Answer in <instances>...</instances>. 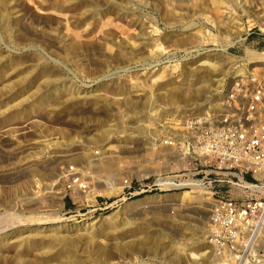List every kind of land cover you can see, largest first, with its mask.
I'll use <instances>...</instances> for the list:
<instances>
[{
	"label": "rangeland",
	"instance_id": "374dc122",
	"mask_svg": "<svg viewBox=\"0 0 264 264\" xmlns=\"http://www.w3.org/2000/svg\"><path fill=\"white\" fill-rule=\"evenodd\" d=\"M255 25L245 0H0V264L170 261L205 250V207L169 205L193 197L93 210L64 197L62 170L77 162L113 178L133 167L120 155L161 134L157 122L216 113L232 73L264 58ZM105 179L85 203L116 194L118 182Z\"/></svg>",
	"mask_w": 264,
	"mask_h": 264
},
{
	"label": "built area",
	"instance_id": "2783aa9c",
	"mask_svg": "<svg viewBox=\"0 0 264 264\" xmlns=\"http://www.w3.org/2000/svg\"><path fill=\"white\" fill-rule=\"evenodd\" d=\"M248 1L256 17L250 31L257 28L264 36V0ZM156 125L161 134L130 146L131 155H120L123 162L132 158L133 167L122 166L114 175L116 194L85 203L106 177L75 162L62 170L63 195L72 205L98 210L119 200L199 191L205 197L206 248L197 258L187 254L176 260L173 252L170 261L134 256L114 264H264V61L232 79L216 113L165 118ZM142 167L148 174L140 175ZM130 168L135 178L126 171Z\"/></svg>",
	"mask_w": 264,
	"mask_h": 264
},
{
	"label": "bare ground",
	"instance_id": "6f19581e",
	"mask_svg": "<svg viewBox=\"0 0 264 264\" xmlns=\"http://www.w3.org/2000/svg\"><path fill=\"white\" fill-rule=\"evenodd\" d=\"M23 1V0H22ZM245 2H246V4L248 3L249 4V1L248 0H245ZM3 10V9H2ZM67 16V15H66ZM59 18V17H58ZM66 18V17H65ZM255 20H256V17H255ZM241 28V27H240ZM100 30V29H99ZM98 30V31H99ZM98 34V33H97ZM45 38V37H44ZM74 50H76V49H74ZM261 54H264V51L263 52H261ZM255 60H260V61H257V62H253V61H255ZM35 61V60H34ZM262 61H264V58H262V59H253L252 60V62L253 63H250L249 62V64L250 65H254V64H257V63H259V62H262ZM209 67H211L212 68V71L215 69H217L218 67H220V66H218V65H210ZM239 69H241V68H238L237 70H235L233 73H232V79L233 78H235V77H237V76H240L241 74H243L244 72H245V68H242L243 70L242 71H238ZM218 70V69H217ZM196 82H195V85H197L195 88L197 89H199V87H202V86H205V85H207L208 84V81H207V79L206 78H204V76L203 77H200V78H196ZM133 82V81H132ZM211 84V83H210ZM213 85V84H212ZM227 86H228V84L226 85V87H225V89L223 90L224 92H225V90H226V88H227ZM150 90V89H149ZM148 90V91H149ZM150 93V92H149ZM224 94V93H223ZM222 97H223V95H222ZM222 97L220 98V100H219V103H218V109H219V107H220V104H221V99H222ZM22 98V97H21ZM191 106V105H190ZM130 110V109H129ZM133 112V111H132ZM138 113L140 112L139 110L137 111ZM50 113V112H49ZM134 113V112H133ZM197 115V114H196ZM208 115H211L209 112H207L206 113V115L205 116H202V117H206V116H208ZM35 116V115H34ZM41 117V116H40ZM198 117V116H197ZM30 118V117H29ZM195 118V117H194ZM198 118H201V117H198ZM33 119V118H32ZM35 119V118H34ZM26 121H27V119H25ZM25 120H23L24 122H25ZM29 121V120H28ZM16 123V122H15ZM14 124V123H13ZM151 124V123H150ZM19 125H20V123H19ZM22 125V124H21ZM24 125V124H23ZM5 127V126H4ZM6 127H8V126H6ZM9 130V129H8ZM4 133V132H3ZM139 137V136H138ZM63 144V143H62ZM99 160V159H98ZM55 163V162H54ZM88 163V162H87ZM86 163V164H87ZM99 164H100V162H98ZM108 166V165H107ZM127 167V166H126ZM109 169V168H108ZM114 169V168H113ZM115 169H116V167H115ZM104 170V169H103ZM112 170V169H111ZM101 172V171H100ZM112 175H108L107 177H106V182H107V184H106V186H108L107 188H114V187H117V186H115V180H114V178H112L111 177ZM55 178V177H54ZM50 179V178H49ZM53 180V179H52ZM51 180V181H52ZM54 181V180H53ZM53 181L51 182V183H53ZM58 181V180H57ZM55 182H56V179H55ZM48 183V182H47ZM50 183V182H49ZM55 184V183H54ZM117 184V183H116ZM105 185V184H104ZM53 187V186H52ZM105 187V186H104ZM47 188V187H46ZM53 189V188H52ZM179 194H181V196H183L184 197V195L185 196H187V197H189V199L191 198V197H193L192 198V200L194 201H189L187 204H186V202H184L183 200H177V202H178V204H180L179 206H184V205H186V206H190L191 208H200L201 206L202 207H206L205 205H204V201H205V197H204V195L201 193V192H199V191H194V192H192V191H183V192H178ZM34 196H32V198H33ZM19 198V197H18ZM92 198V197H91ZM39 199V198H38ZM43 201V200H42ZM180 201V202H179ZM17 202V201H16ZM176 202V200H175V202H169V205H171V204H176L177 203ZM168 203V202H167ZM128 205H130V204H128ZM191 208H188L187 210H189V209H191ZM201 215H203V214H201ZM205 215V223H207V214L205 213L204 214ZM203 217V216H202ZM207 225V224H206ZM167 230V229H166ZM21 238V237H20ZM13 239V238H12ZM20 240V239H19ZM14 251V250H13ZM187 254H188V256H191L192 258H197V256H198V252H194V251H190V252H188L187 251ZM200 255V254H199Z\"/></svg>",
	"mask_w": 264,
	"mask_h": 264
}]
</instances>
